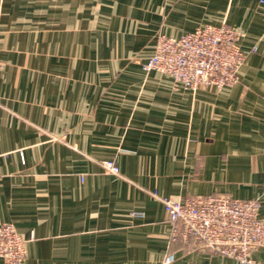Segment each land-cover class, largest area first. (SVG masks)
<instances>
[{
  "label": "crops",
  "instance_id": "crops-1",
  "mask_svg": "<svg viewBox=\"0 0 264 264\" xmlns=\"http://www.w3.org/2000/svg\"><path fill=\"white\" fill-rule=\"evenodd\" d=\"M223 21L244 35L234 84L142 69L158 36ZM155 191L264 218V0H0V222L22 264H238L175 239Z\"/></svg>",
  "mask_w": 264,
  "mask_h": 264
},
{
  "label": "built area",
  "instance_id": "built-area-1",
  "mask_svg": "<svg viewBox=\"0 0 264 264\" xmlns=\"http://www.w3.org/2000/svg\"><path fill=\"white\" fill-rule=\"evenodd\" d=\"M243 34L226 21L203 22L179 37L160 35L153 55L142 64L145 72L158 70L172 77L175 86L196 90L200 86L222 88L238 80L245 55L240 47ZM256 46L253 50L256 51ZM100 166L120 174L112 159ZM173 234L185 243L194 242L203 250L235 260L238 264H264L253 252L264 249V218L259 198L243 199L227 195L159 196ZM27 239L14 224L0 222V258L4 264H22ZM175 261L168 254L164 264Z\"/></svg>",
  "mask_w": 264,
  "mask_h": 264
}]
</instances>
